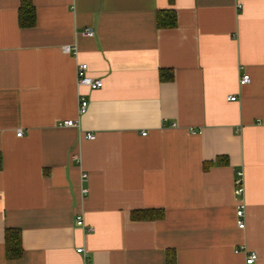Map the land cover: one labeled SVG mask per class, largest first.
<instances>
[{
  "label": "crops",
  "instance_id": "obj_1",
  "mask_svg": "<svg viewBox=\"0 0 264 264\" xmlns=\"http://www.w3.org/2000/svg\"><path fill=\"white\" fill-rule=\"evenodd\" d=\"M21 3L0 0V264H264V0H33L32 27Z\"/></svg>",
  "mask_w": 264,
  "mask_h": 264
},
{
  "label": "built area",
  "instance_id": "obj_2",
  "mask_svg": "<svg viewBox=\"0 0 264 264\" xmlns=\"http://www.w3.org/2000/svg\"><path fill=\"white\" fill-rule=\"evenodd\" d=\"M236 1H237V8H241L242 7V0H236ZM93 33H94V31L92 29L86 30V34L88 36H93ZM64 51L75 54L77 49L75 46L66 45L64 47ZM77 71H78L79 84L86 85V86L90 87L92 90H95L97 88H101L104 86L102 78L93 77L90 75L88 63L80 62L77 66ZM240 80H241V84H247V83L251 82V77L249 74L244 73L241 76ZM236 98H237L236 96H229V99H231V100H236ZM79 100H80L79 113L81 115L87 111L88 106H89V100L87 99L86 95H84V94H80ZM60 125L65 126V127H67V126L76 127L79 125V122L74 120V119H67V120H64L63 122H60ZM23 133H24V131L22 129L18 130V136L21 137L23 135ZM144 134H146V133H144ZM88 137L90 139H94L95 134L89 133ZM87 175H88L87 173H84L83 178H86ZM241 176L242 175L240 174V177ZM237 183H239V185H240L239 186V192L243 193L244 188H243L241 179H239ZM88 192H89V188H87V187L83 188V194L87 195ZM77 217H78L77 223L79 225L83 226L85 223L84 218L81 215H78ZM237 217H238L237 226H239V228H241V229H244L246 227L245 226L246 221H245V211H244V205L243 204H241L239 206V208L237 209ZM242 250H245V248L243 247ZM78 251L79 252H85V249L83 247H79ZM257 258H258V255L256 253L250 252L248 254L247 263L252 264Z\"/></svg>",
  "mask_w": 264,
  "mask_h": 264
},
{
  "label": "trees",
  "instance_id": "obj_3",
  "mask_svg": "<svg viewBox=\"0 0 264 264\" xmlns=\"http://www.w3.org/2000/svg\"><path fill=\"white\" fill-rule=\"evenodd\" d=\"M19 22L22 27H32L36 23V8L33 0H22L19 10ZM157 25L160 28H174L177 24V12L174 9L161 11L158 14ZM1 162V161H0ZM8 257L13 259L22 253L21 233L17 230L8 231ZM14 235V238L12 239ZM167 264H176V257L171 252L167 255Z\"/></svg>",
  "mask_w": 264,
  "mask_h": 264
}]
</instances>
